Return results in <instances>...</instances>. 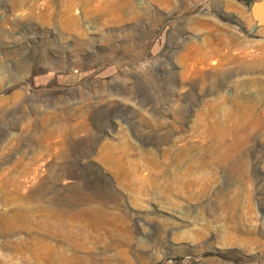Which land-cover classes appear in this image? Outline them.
Segmentation results:
<instances>
[{
	"label": "rangeland",
	"instance_id": "1",
	"mask_svg": "<svg viewBox=\"0 0 264 264\" xmlns=\"http://www.w3.org/2000/svg\"><path fill=\"white\" fill-rule=\"evenodd\" d=\"M253 0H0V264H264Z\"/></svg>",
	"mask_w": 264,
	"mask_h": 264
},
{
	"label": "water",
	"instance_id": "2",
	"mask_svg": "<svg viewBox=\"0 0 264 264\" xmlns=\"http://www.w3.org/2000/svg\"><path fill=\"white\" fill-rule=\"evenodd\" d=\"M253 19L256 22L255 29L264 26V0H253L250 6Z\"/></svg>",
	"mask_w": 264,
	"mask_h": 264
}]
</instances>
